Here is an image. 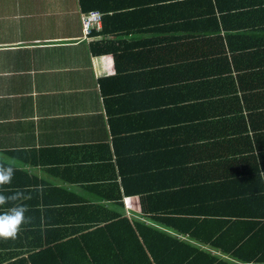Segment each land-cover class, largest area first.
<instances>
[{"label": "crops", "instance_id": "crops-1", "mask_svg": "<svg viewBox=\"0 0 264 264\" xmlns=\"http://www.w3.org/2000/svg\"><path fill=\"white\" fill-rule=\"evenodd\" d=\"M0 163L31 217L0 264L38 231L91 228L80 207L155 226L262 205L264 0H0Z\"/></svg>", "mask_w": 264, "mask_h": 264}, {"label": "trees", "instance_id": "trees-1", "mask_svg": "<svg viewBox=\"0 0 264 264\" xmlns=\"http://www.w3.org/2000/svg\"><path fill=\"white\" fill-rule=\"evenodd\" d=\"M213 199L222 201L221 211L191 219H145L155 226L121 215L101 217L93 206L76 208L74 223L91 228L38 231L33 237L40 241L29 243L33 251L9 264H264V202L242 196ZM251 202L255 211L240 210Z\"/></svg>", "mask_w": 264, "mask_h": 264}, {"label": "clouds", "instance_id": "clouds-1", "mask_svg": "<svg viewBox=\"0 0 264 264\" xmlns=\"http://www.w3.org/2000/svg\"><path fill=\"white\" fill-rule=\"evenodd\" d=\"M14 174L13 167L0 163V185L11 183ZM26 198L23 191H16L7 195L0 192V206L10 205L6 210L0 211V239H16L21 226L30 222L31 217L25 215L28 211L27 206L22 203H15Z\"/></svg>", "mask_w": 264, "mask_h": 264}, {"label": "built area", "instance_id": "built-area-1", "mask_svg": "<svg viewBox=\"0 0 264 264\" xmlns=\"http://www.w3.org/2000/svg\"><path fill=\"white\" fill-rule=\"evenodd\" d=\"M103 13L100 11H89L81 15L82 35L84 38H89L92 31L100 26ZM245 264V263H242Z\"/></svg>", "mask_w": 264, "mask_h": 264}]
</instances>
